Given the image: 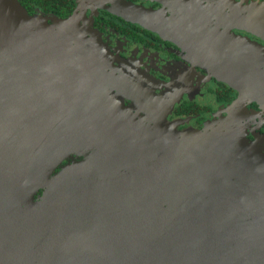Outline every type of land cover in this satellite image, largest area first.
Here are the masks:
<instances>
[{
    "label": "water",
    "instance_id": "95a60500",
    "mask_svg": "<svg viewBox=\"0 0 264 264\" xmlns=\"http://www.w3.org/2000/svg\"><path fill=\"white\" fill-rule=\"evenodd\" d=\"M112 10L154 15L128 0ZM79 17L0 0V264H264V140L247 137L239 104L179 130L161 98L113 74ZM219 42L264 57L248 39ZM216 47L196 55L264 97V67Z\"/></svg>",
    "mask_w": 264,
    "mask_h": 264
},
{
    "label": "flooded vegetation",
    "instance_id": "af4514ba",
    "mask_svg": "<svg viewBox=\"0 0 264 264\" xmlns=\"http://www.w3.org/2000/svg\"><path fill=\"white\" fill-rule=\"evenodd\" d=\"M19 1L31 14L47 16L51 23L53 16L80 15L81 25L90 29L88 35L93 31L112 56L113 74L147 88L149 98H161L168 120L179 130L205 131L228 117L238 103L247 137L254 139L258 134L264 140V105L254 99L264 97L235 87L234 80L221 79L213 63L196 55L216 52L219 43L232 66L264 67V57L256 49L219 42L226 37L233 43L237 38L248 39L264 48V0H128L154 13L145 21L115 13L117 0ZM190 4L199 7L194 15L189 14ZM212 6L225 8L226 18L201 14L202 8ZM114 91L125 105L134 106L130 93Z\"/></svg>",
    "mask_w": 264,
    "mask_h": 264
},
{
    "label": "rangeland",
    "instance_id": "374dc122",
    "mask_svg": "<svg viewBox=\"0 0 264 264\" xmlns=\"http://www.w3.org/2000/svg\"><path fill=\"white\" fill-rule=\"evenodd\" d=\"M49 19H50V18L48 17V21H49ZM260 102H261V101H260ZM261 103H262V102H261ZM262 104L264 105V103H262Z\"/></svg>",
    "mask_w": 264,
    "mask_h": 264
},
{
    "label": "trees",
    "instance_id": "16d2710c",
    "mask_svg": "<svg viewBox=\"0 0 264 264\" xmlns=\"http://www.w3.org/2000/svg\"><path fill=\"white\" fill-rule=\"evenodd\" d=\"M21 3V2H20ZM22 4V3H21ZM23 5V4H22ZM30 13V12H29Z\"/></svg>",
    "mask_w": 264,
    "mask_h": 264
}]
</instances>
